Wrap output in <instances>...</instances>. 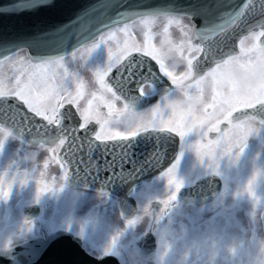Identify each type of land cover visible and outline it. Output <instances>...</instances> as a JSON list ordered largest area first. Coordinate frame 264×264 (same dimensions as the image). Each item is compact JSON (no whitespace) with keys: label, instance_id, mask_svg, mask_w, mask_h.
Instances as JSON below:
<instances>
[{"label":"snow or ice","instance_id":"1","mask_svg":"<svg viewBox=\"0 0 264 264\" xmlns=\"http://www.w3.org/2000/svg\"><path fill=\"white\" fill-rule=\"evenodd\" d=\"M47 3L24 0L12 11ZM242 24H248L246 34L234 51L229 41ZM155 96L159 100L145 107ZM68 105L79 114L78 125L65 123L72 119ZM260 112L264 0H195L187 9L176 0H100L69 24L32 37L0 35V152L9 142L24 143L25 131L35 129L37 136L51 134L39 146L50 145L55 160L66 141L81 139L77 132L91 133L89 147L95 141L103 149L106 179L125 182L159 166L173 134L183 141L196 133L190 147L202 159L231 152L253 131ZM37 117L42 123L34 122ZM149 144L147 153L137 154ZM175 170L172 164L161 176L179 190ZM37 183L38 196L49 191ZM11 187L0 177V198Z\"/></svg>","mask_w":264,"mask_h":264},{"label":"water","instance_id":"2","mask_svg":"<svg viewBox=\"0 0 264 264\" xmlns=\"http://www.w3.org/2000/svg\"><path fill=\"white\" fill-rule=\"evenodd\" d=\"M22 2L24 0H0V13H2L0 15V35L5 40H15L19 35L32 37L56 26L69 24L93 5L100 3V0H50V3L42 5L37 10L21 13L13 12L12 7ZM148 2L156 3L159 0H148ZM193 2L195 0H176L177 6L184 9H187ZM227 2L231 5H239L243 0H227ZM259 19V15L250 18L248 24H252ZM195 22L198 26L203 23L200 18H197ZM248 24H242L237 28L233 38L229 41L234 51H238V47H236L238 37L246 34ZM25 51H30V49ZM165 82L167 83L166 79ZM152 103H154V99H150L145 106ZM66 109L71 112L72 119L65 123L78 125L80 119L75 108L68 105ZM254 115L264 122V112L255 113ZM34 122L36 124L42 123L38 117L34 118ZM50 136L51 134L37 136L35 129L31 134L26 130L24 141L31 146H39L40 142L49 139ZM76 136L81 137V139H77L74 143L71 140L66 141L63 150L59 154L60 159L68 167L69 184L71 186L85 185L109 191V194L120 203L122 216L130 215L136 207V200L130 196L132 189L136 185L158 176L170 165L172 160L169 159L170 155L166 156L159 166L144 169L131 181L109 182L102 178L104 157L101 156V150H98L100 147L96 146L97 143L94 141H92V146L89 147L88 139L90 137L85 138L82 132H77ZM170 140H172V136L164 144L165 153L167 142H170ZM45 146L50 147L48 144H45ZM149 147H151V144L148 147L137 149V154L139 155L141 151L147 153ZM129 169H132L131 165H129ZM132 170L134 171V169ZM207 182H209V178L205 180V183L201 181L194 189H182L180 192L182 201L187 204L193 202L198 206L211 201L218 192L219 185L208 188L210 182L208 184ZM121 190L126 192L122 193ZM22 211L26 219H33L39 216L41 208L38 204L24 205ZM139 242L141 248L149 253L156 246V237L151 234H144L139 238ZM0 264H118V262L111 257L103 260L94 258L83 248L82 241L78 237L69 231L58 229L47 238H36L8 251L0 252Z\"/></svg>","mask_w":264,"mask_h":264},{"label":"clouds","instance_id":"3","mask_svg":"<svg viewBox=\"0 0 264 264\" xmlns=\"http://www.w3.org/2000/svg\"><path fill=\"white\" fill-rule=\"evenodd\" d=\"M164 179L162 192L137 189L136 207L121 217L122 224L113 229L107 243L91 253L94 258L111 257L118 264H264V199L256 194L255 176L234 193L246 194L252 204L250 226L243 228L203 222L193 227L186 218L174 220L180 189ZM144 234L156 237L149 253L140 246Z\"/></svg>","mask_w":264,"mask_h":264},{"label":"flooded vegetation","instance_id":"4","mask_svg":"<svg viewBox=\"0 0 264 264\" xmlns=\"http://www.w3.org/2000/svg\"><path fill=\"white\" fill-rule=\"evenodd\" d=\"M85 75L87 76L88 74L86 73ZM151 99H154V103L152 104H155L159 100V97L155 96ZM151 105L145 107H149ZM257 120V125L253 131L249 133L241 146L234 147L231 152H220L214 159H202L196 154L194 149L190 147V145H193L199 139V136L196 133L186 136L183 141L175 134L172 135V140L167 142L166 154L164 155V158L170 155L169 159L172 160L169 166L176 164L175 174L182 185L178 192L179 203L195 209L213 207V209L220 211L221 208H223L224 216L226 218V208H228L230 211H238V208L241 209L242 207H245L241 210H246V208L252 207L251 201L246 194L234 196V193L240 186L246 185L249 179L253 178L254 176L256 178V194L260 198L264 199V123H261L263 121L259 120L258 118ZM89 127L92 128L95 127V125H90ZM220 127L223 129L226 127V124H221ZM88 136L91 137V133H89ZM215 136L216 133H209L208 138L214 139ZM95 143H97L96 146H99V142ZM63 148L64 146L58 149L57 160L67 178L64 181V187L62 188L60 194L66 193L68 190H73L85 192L87 197L82 201H79L78 198L75 197L63 202L61 208L67 214L70 213L73 215V217H68V221H73V223L62 229L69 231L78 237L82 241L83 247L91 254L93 250L97 251L107 243L101 244L94 239L93 234L91 233V226H93L94 223H102L104 219L112 221L114 218V210L116 208L122 217L120 203L109 194V191L100 190L98 188L95 189L85 185L71 186L69 184L68 167L60 159L59 155ZM98 150H101V153H103L102 148ZM101 156L104 157L103 154ZM166 169H164V171H166ZM102 170V178L107 180L106 177L110 173L106 172L104 169ZM207 178H209V182L213 180L210 183L207 182V184L209 183L208 188L219 185V189L215 197L207 204L202 206H198L193 202L189 204L184 203V201H182L180 198L181 190L184 188L194 189L201 181L202 183H205ZM159 180H163V182L166 183V180L162 178L160 173L152 180L136 185L132 189L130 196L138 201L139 193L137 192V189L139 188L143 190ZM149 188L156 191L158 187ZM120 192L125 193L126 191L121 190ZM92 195L96 196V198L89 197ZM69 204H75L77 209H75L73 212H68L67 207ZM78 208L80 209L79 211H81L79 216V211H77ZM21 212L23 216V221H21V225H23V227L21 229H24L32 222V220L36 219L37 217L33 219H26L22 209ZM24 219L26 221H24ZM235 219L234 220L237 221V217ZM16 232L18 235L23 234L20 229ZM50 234L51 233H48L47 236ZM88 248L92 250L90 251Z\"/></svg>","mask_w":264,"mask_h":264},{"label":"rangeland","instance_id":"5","mask_svg":"<svg viewBox=\"0 0 264 264\" xmlns=\"http://www.w3.org/2000/svg\"><path fill=\"white\" fill-rule=\"evenodd\" d=\"M176 35L174 32V36ZM48 148L31 146L25 141L24 143L12 141L6 144L3 151L0 152V177L7 178L12 184L7 197L0 198V252L6 251L5 248L9 244L12 249L36 238H47L48 233L68 227L73 223V221H68V217H73V215L63 211L61 208L63 202L75 197L82 201L87 197V194L82 191L68 190L66 193L60 194L64 187L65 173L58 160L52 159L53 153L48 151ZM18 150L19 154H17ZM37 181L47 184L49 191L38 196ZM165 184L163 180H159L149 187H158L156 191L162 192ZM149 187L145 189H150ZM89 197L96 198L94 195ZM34 203L41 205V213L28 226L21 229L23 227L21 225V221H23L21 209L23 205ZM75 209H77L75 204H69L67 207L68 212H73ZM226 209L225 218L223 208L220 211L213 207L195 209L178 201L173 219L186 218L188 224L193 227L202 222L204 224L220 223L224 224L226 228L250 226L248 214L252 207H248L246 210L238 208V211ZM79 210L78 208L77 211ZM80 214L81 211L78 212V216ZM236 217L237 221H235ZM24 221L26 220L24 219ZM120 224H122V219L116 208L113 220L104 219L102 223H94L91 226V233L98 243L105 244L113 229ZM19 229L23 232L22 235L17 234L16 231Z\"/></svg>","mask_w":264,"mask_h":264}]
</instances>
